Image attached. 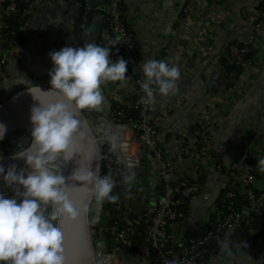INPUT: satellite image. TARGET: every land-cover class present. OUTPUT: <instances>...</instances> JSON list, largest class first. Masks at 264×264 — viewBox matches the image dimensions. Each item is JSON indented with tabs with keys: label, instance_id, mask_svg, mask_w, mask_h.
<instances>
[{
	"label": "crops",
	"instance_id": "obj_1",
	"mask_svg": "<svg viewBox=\"0 0 264 264\" xmlns=\"http://www.w3.org/2000/svg\"><path fill=\"white\" fill-rule=\"evenodd\" d=\"M262 1L124 0L125 21L134 34L143 63L164 59L180 70L175 92L156 94L150 107V114L158 118V139L165 154L174 151L173 132L190 133L199 119L208 115L215 158L225 163L249 157L256 166L260 186H264V171L257 164L264 158V19L258 17ZM29 2L28 38L8 57L4 70L12 88L21 87L23 84L18 83L21 81L25 85L49 81L50 51L64 46L80 47L83 42L96 43L101 37L103 19L98 9L108 0H93L95 9L91 13L82 11L79 0ZM1 5L2 0L0 11ZM259 22L261 27L255 31ZM2 23L0 12V28ZM253 34L250 63L229 85L224 83L212 90L206 82L211 81L212 74L221 76L227 43H242ZM1 50L0 46V53ZM217 76L214 75V82ZM6 83L0 80V102L6 99ZM101 90L108 105H124L130 85L128 79L107 82L101 85ZM197 150L191 151L177 170L181 176L196 173L204 186L200 194L189 199L183 229L186 237L188 232H201L199 222L205 227L214 222L212 205L219 202L223 184L210 160L206 161ZM127 175L138 181L144 193L150 192L151 184L143 168L129 170ZM219 245V251L209 259L202 261L193 257L188 264H264V235L256 237L255 231L234 250L227 242Z\"/></svg>",
	"mask_w": 264,
	"mask_h": 264
},
{
	"label": "built area",
	"instance_id": "obj_2",
	"mask_svg": "<svg viewBox=\"0 0 264 264\" xmlns=\"http://www.w3.org/2000/svg\"><path fill=\"white\" fill-rule=\"evenodd\" d=\"M80 2L84 4L85 10L95 9L92 6L93 0ZM16 11L15 0H2L0 12L3 19ZM98 11L109 20L101 31V44L108 47L115 44L119 37L120 42L115 47L122 48L123 52L112 58L120 56L128 61L125 75L130 92L124 105L136 113L135 116H127L121 109H112L113 104L121 103H113L109 105L107 118L103 119L109 129L105 128L101 134L104 145L101 150L100 176H112V194L117 199L101 201L96 231L105 240L106 252L100 264H188L193 257L205 261L206 245L229 243L230 235L244 218L264 213V186L257 183L256 166L249 157L225 163L215 158L210 142L208 115L201 117L197 127L190 133L187 130L173 132L174 151L165 154L158 139V118L150 114L151 104L141 102L144 95L141 88L144 80L143 61L134 34L123 20L125 13L122 0H108ZM22 15L25 22L19 27L23 34L18 40L9 37L0 39V64L5 66L8 57L28 38L26 34L30 10L23 9ZM258 17L264 19V7L258 12ZM260 27L261 22L255 25V31ZM254 39L253 34L242 43H227V62L235 68L246 67L252 56L250 59L245 56L253 52ZM2 64L0 80L5 83V66L2 67ZM221 72L222 84L227 85L226 82L236 78L234 69L225 71L222 66ZM193 150H197L206 161L210 160L214 171L223 179L219 202L224 203V211L219 208V202L213 203L214 222L207 227L199 222L202 235L186 237L183 229L188 218L189 199L200 194L204 186L197 179L196 173L181 176L177 170L182 160ZM140 168L148 174L147 178L153 180L150 192L144 193L135 179L129 183L124 182L129 170ZM1 189L5 196L14 195L11 188ZM237 198L244 203L238 205Z\"/></svg>",
	"mask_w": 264,
	"mask_h": 264
},
{
	"label": "clouds",
	"instance_id": "obj_3",
	"mask_svg": "<svg viewBox=\"0 0 264 264\" xmlns=\"http://www.w3.org/2000/svg\"><path fill=\"white\" fill-rule=\"evenodd\" d=\"M119 42L117 37L110 47L83 42L80 47L64 46L50 51L49 89H27L35 102L29 116L32 145L11 157L22 159L24 167L10 164L6 168L0 164V181L14 188L11 197L0 193V264H66L57 222L62 216H74L76 210L67 194L66 177L56 170L55 161L61 157L71 159L69 148L81 127L69 104L78 111L92 110L103 102L102 84L127 79L128 61L120 56L112 58V48ZM142 72V103L152 104L156 94L175 92L180 77L175 64L149 59L142 64ZM52 92L68 103H44L40 97ZM6 133L7 126L0 122V141ZM257 164L264 171V158ZM72 176L77 183L89 187L97 202L117 199L112 194L111 175L100 176L89 169ZM133 178L126 175L124 182Z\"/></svg>",
	"mask_w": 264,
	"mask_h": 264
},
{
	"label": "water",
	"instance_id": "obj_4",
	"mask_svg": "<svg viewBox=\"0 0 264 264\" xmlns=\"http://www.w3.org/2000/svg\"><path fill=\"white\" fill-rule=\"evenodd\" d=\"M214 75H211V81H207V85L211 89H217L223 82L222 76H217L215 82ZM7 82V83H6ZM6 99L0 102V122L7 126V133L9 134L17 131L31 132L30 123V108L35 103L27 89H32L37 86L43 90L50 87L49 81H43L36 85H25L19 87H11L12 82L6 81ZM102 91V90H101ZM104 97L103 102L98 107L92 110L78 111L74 104H69L78 120L81 121L79 132L74 136L69 152L72 154L71 159L58 158L55 161L56 170L62 171L67 180V194L73 203L76 210L74 216H62L57 222L63 237V249L66 264H100V259L106 252V244L103 236L96 231V225L100 219L101 202H97L89 187L84 184L77 183L72 174L74 172H83L89 169L100 175L101 169V150L104 145V140L101 134L108 128V125L103 123V119L107 118L109 105L108 101L102 91ZM44 103H53L63 101V97L52 92L40 97ZM95 119H99L94 122ZM107 132V130H106ZM108 134V132H107ZM4 137V138H5ZM1 142V141H0ZM16 142V140H13ZM32 145L31 135L28 144L11 154H3L0 152V164L6 168L10 164H16L19 167H24L22 159H12V155L30 148ZM148 182L153 181L151 178H146ZM153 184L151 185V187ZM10 188L6 183L0 181V193H3L1 188ZM150 187V191L152 188ZM14 190V188H11Z\"/></svg>",
	"mask_w": 264,
	"mask_h": 264
},
{
	"label": "trees",
	"instance_id": "obj_5",
	"mask_svg": "<svg viewBox=\"0 0 264 264\" xmlns=\"http://www.w3.org/2000/svg\"><path fill=\"white\" fill-rule=\"evenodd\" d=\"M80 1V0H79ZM16 3V8L17 11L13 14H11L8 17H5L3 19V26L0 28V37L2 39H5L7 37L11 38L12 40H18V38L23 34V31L21 32V30L19 29L20 25L22 23L25 22V18L22 15V10L23 9H29V0H15ZM82 6V11L83 12H89L91 13V10L87 9L85 10L84 8V4L81 2L80 3ZM259 9H263L264 7V0L259 4ZM122 9L124 10V0H122ZM103 15V14H102ZM125 20V18L123 19ZM108 17L103 15V19H102V29L104 27L107 26L108 24ZM96 44L101 45L100 42V38L96 40ZM112 46L111 44L108 45V47ZM137 47V44H136ZM122 48H117V47H113L112 48V53H114V55H121L122 54ZM252 56V51L248 52L246 54V58L250 59V57ZM222 66L223 69H225V71H231L232 69L235 70V75L238 76L239 73L242 70V67H237L235 68V66L229 64L226 60V58H224L222 60ZM227 85L230 84V82H226ZM112 109H121L127 116H135V110H133L132 108L127 107L126 105H121V104H113L112 105ZM20 136L25 139L27 141V144L29 142V137L30 134L27 132H20ZM218 200L220 199V197L217 198ZM244 201L240 198H237V204H243ZM224 203H218L219 208L221 209V211H224V207H223ZM251 231H255V236L256 237H261L264 235V213L260 214V215H250L249 217L244 218L239 226H237L232 234L229 237V247L234 250L235 248H237L241 242L246 239L249 236V233ZM202 235L201 232H197V231H192V232H188L187 233V237H193V236H200ZM182 244H185L184 242ZM177 247L178 246H174ZM207 253L205 255V260L209 259L210 256L215 255L219 249H220V245L216 244V243H210L208 245L205 246Z\"/></svg>",
	"mask_w": 264,
	"mask_h": 264
},
{
	"label": "rangeland",
	"instance_id": "obj_6",
	"mask_svg": "<svg viewBox=\"0 0 264 264\" xmlns=\"http://www.w3.org/2000/svg\"><path fill=\"white\" fill-rule=\"evenodd\" d=\"M0 39H2V38L0 37ZM4 66H5V64H2V67H4ZM13 140H16V142L12 143ZM17 143H18V145H17ZM26 145H27V141L23 140V138L20 136V131H17V132H13V133L9 134L7 137H5L1 141L0 150L2 152H5L6 154H11L13 152H16V151L24 148Z\"/></svg>",
	"mask_w": 264,
	"mask_h": 264
},
{
	"label": "flooded vegetation",
	"instance_id": "obj_7",
	"mask_svg": "<svg viewBox=\"0 0 264 264\" xmlns=\"http://www.w3.org/2000/svg\"><path fill=\"white\" fill-rule=\"evenodd\" d=\"M18 144V143H17ZM0 146H1V142H0Z\"/></svg>",
	"mask_w": 264,
	"mask_h": 264
}]
</instances>
